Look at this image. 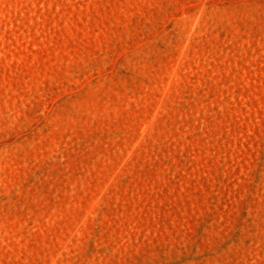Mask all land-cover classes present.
I'll list each match as a JSON object with an SVG mask.
<instances>
[{"label": "rangeland", "instance_id": "rangeland-1", "mask_svg": "<svg viewBox=\"0 0 264 264\" xmlns=\"http://www.w3.org/2000/svg\"><path fill=\"white\" fill-rule=\"evenodd\" d=\"M0 264H264V0H0Z\"/></svg>", "mask_w": 264, "mask_h": 264}]
</instances>
